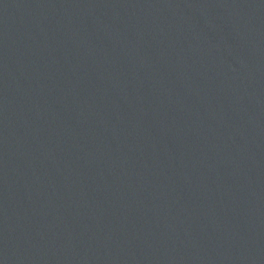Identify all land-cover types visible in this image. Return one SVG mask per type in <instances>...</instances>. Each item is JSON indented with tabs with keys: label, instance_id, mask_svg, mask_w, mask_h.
Segmentation results:
<instances>
[{
	"label": "water",
	"instance_id": "95a60500",
	"mask_svg": "<svg viewBox=\"0 0 264 264\" xmlns=\"http://www.w3.org/2000/svg\"><path fill=\"white\" fill-rule=\"evenodd\" d=\"M0 264H264V0H0Z\"/></svg>",
	"mask_w": 264,
	"mask_h": 264
}]
</instances>
